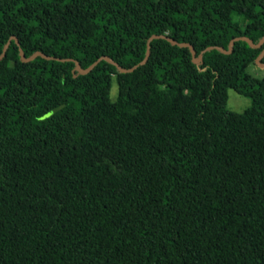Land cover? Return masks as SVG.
<instances>
[{
    "label": "trees",
    "instance_id": "1",
    "mask_svg": "<svg viewBox=\"0 0 264 264\" xmlns=\"http://www.w3.org/2000/svg\"><path fill=\"white\" fill-rule=\"evenodd\" d=\"M263 38L264 0H0V264H264Z\"/></svg>",
    "mask_w": 264,
    "mask_h": 264
},
{
    "label": "rangeland",
    "instance_id": "2",
    "mask_svg": "<svg viewBox=\"0 0 264 264\" xmlns=\"http://www.w3.org/2000/svg\"><path fill=\"white\" fill-rule=\"evenodd\" d=\"M260 62V60L258 59ZM258 61H254L246 66V72L256 78L264 77V64ZM227 99L225 102V107L227 110L235 113H241L246 107L250 105V99L248 97L242 96L236 93L233 89L228 88ZM117 95V84L115 78L111 79V86L109 90V99L114 101Z\"/></svg>",
    "mask_w": 264,
    "mask_h": 264
},
{
    "label": "water",
    "instance_id": "3",
    "mask_svg": "<svg viewBox=\"0 0 264 264\" xmlns=\"http://www.w3.org/2000/svg\"><path fill=\"white\" fill-rule=\"evenodd\" d=\"M235 39H237V37H235V38H233V39H231L230 40V42H229V49L228 50H223L224 52H229L230 51V49H231V47H232V44H233V40H235ZM15 40H16V38H15ZM263 40H264V38H263ZM247 41L251 44V45H255V46H257L258 44H254V43H252L250 40H248L247 39ZM170 42L171 43H176V41L175 40H173V39H170ZM180 46H187L188 47V49L190 50V52H191V54H192V61L193 62H198L199 61V57H196V56H194V49H193V47H192V45L191 44H187V43H185V42H179L178 43ZM19 52H20V57H21V60L22 61H29L30 59H32L34 56H37V55H41V56H43L44 58H46V59H51L52 57L51 56H48V55H44V54H42L40 51H35L34 53H32V55L31 56H29V57H26L24 54H23V52H22V50L21 49H19ZM262 55V53H260L259 54V57ZM2 57V54L0 55V58ZM101 58H106V59H108L106 56H101ZM145 60V57L142 59V61L140 62V63H142L143 61ZM255 61H258V58L255 60ZM74 62H75V64H76V68H79V64H78V62L76 61V60H74ZM259 62V61H258ZM259 63H261V62H259ZM116 64V63H115ZM264 64V63H263ZM80 70V72H85L86 70L85 69H79ZM120 70L121 71H124V69L123 68H121L120 67Z\"/></svg>",
    "mask_w": 264,
    "mask_h": 264
}]
</instances>
